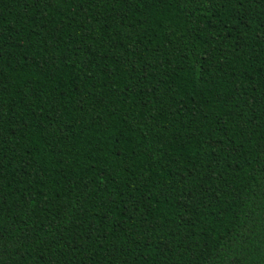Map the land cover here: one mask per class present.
Segmentation results:
<instances>
[{
	"label": "trees",
	"instance_id": "trees-1",
	"mask_svg": "<svg viewBox=\"0 0 264 264\" xmlns=\"http://www.w3.org/2000/svg\"><path fill=\"white\" fill-rule=\"evenodd\" d=\"M0 264H264V0H0Z\"/></svg>",
	"mask_w": 264,
	"mask_h": 264
}]
</instances>
